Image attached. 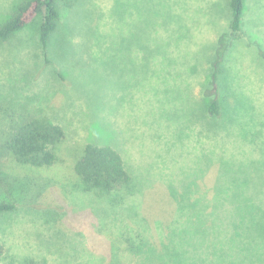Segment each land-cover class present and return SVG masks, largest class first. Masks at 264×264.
<instances>
[{"label":"rangeland","instance_id":"1","mask_svg":"<svg viewBox=\"0 0 264 264\" xmlns=\"http://www.w3.org/2000/svg\"><path fill=\"white\" fill-rule=\"evenodd\" d=\"M24 1L0 0V26ZM58 13L47 60L39 18L0 46V141L17 108L64 131L55 165L0 183L16 204L0 215V264H264V0H245L237 39L229 0ZM87 144L120 154L127 188L100 198L69 182Z\"/></svg>","mask_w":264,"mask_h":264},{"label":"trees","instance_id":"2","mask_svg":"<svg viewBox=\"0 0 264 264\" xmlns=\"http://www.w3.org/2000/svg\"><path fill=\"white\" fill-rule=\"evenodd\" d=\"M78 1L25 0L21 2L10 19L0 26V46L8 41L11 36L23 31L39 18V43L46 58L49 39L56 29V21L59 17V4L64 3L65 7L71 8ZM244 5L245 0H229L231 32L236 39L241 29ZM98 6L96 7V14ZM93 13L95 11L85 15L84 23L87 20L92 23L94 22L95 16H93ZM66 54L68 56L76 55L73 45L71 46L69 43L63 44L61 55L65 56ZM261 55L264 60V54L262 53ZM218 65L216 63L215 68ZM58 76L61 77L59 73ZM216 77L217 70L213 74L214 80H216ZM20 79L26 82L28 77H21ZM17 105L21 107V105ZM22 109H13V114H16V112L20 113L17 118H10L9 127L3 131L4 140L0 141V156L6 157V161L2 162L0 160V183L4 187H7L8 179H15L17 181L20 177H24L29 173L33 174L43 168H50L59 161V144L64 137L63 129L59 125L52 124L42 117H23ZM207 113L210 116H219L220 102L218 97H215L209 103ZM22 169L27 170L19 172ZM73 170L74 178L73 181L69 182L72 185H79L84 192L91 193L100 198H108L111 195L119 193L122 189L127 188L132 180L131 175L124 166L122 157L109 145H85L82 154L74 163ZM26 186L17 184L15 188L19 189V194L24 192L25 195L28 191ZM118 203V201L113 200L111 204ZM15 207L16 204L1 202L0 215L13 211ZM3 249V246L0 245V255L3 254ZM135 253L137 254V252ZM193 258L196 262H200V264L206 263V259L203 256L195 255ZM161 262L162 264H170L165 256Z\"/></svg>","mask_w":264,"mask_h":264}]
</instances>
